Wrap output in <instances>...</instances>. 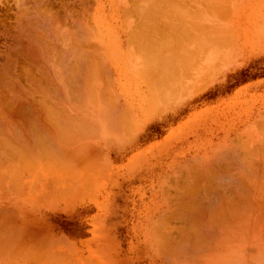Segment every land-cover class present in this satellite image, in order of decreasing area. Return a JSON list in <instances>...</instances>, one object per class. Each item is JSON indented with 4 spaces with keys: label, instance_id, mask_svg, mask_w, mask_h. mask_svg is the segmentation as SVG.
Wrapping results in <instances>:
<instances>
[{
    "label": "bare ground",
    "instance_id": "1",
    "mask_svg": "<svg viewBox=\"0 0 264 264\" xmlns=\"http://www.w3.org/2000/svg\"><path fill=\"white\" fill-rule=\"evenodd\" d=\"M44 1L16 0L14 7L5 6L7 9L4 10H1L4 6L0 7V264H85L88 259L80 258V252L65 238H56L53 231L47 233L40 229L37 215L46 211L54 199L67 200L68 196L82 194L83 187H92L85 178L88 173L86 176L81 173L78 180L79 165H85L88 159L78 144L79 136L84 135V139L86 133L80 135L81 130L77 134L75 131L79 128L80 106L84 107L79 104L89 103L99 121L104 103L113 102L111 94L107 97L105 93L107 82L104 78L108 70L106 67L103 70L105 57L98 43L102 35L100 30L90 31L87 27L90 18L98 25V7L87 0H77V8H69L61 1L54 11L57 4L54 6L52 1L49 5L54 8H51ZM154 4L159 5V2L152 6ZM51 37H56L59 48L64 51V58L59 57L63 65L59 66L61 70L54 68L51 55L45 56L48 58L44 60L43 52H39L41 39L44 45L46 39L51 42ZM47 45L44 48L51 52L55 45ZM136 51L139 52L138 48ZM56 53L53 56L57 59ZM147 58L156 59L153 55ZM181 77L188 79L186 75ZM101 81L105 82L104 86ZM180 82L183 83L181 79ZM182 88V91L186 90ZM259 117L260 114L248 117L247 122L237 126L232 133L224 134L225 137L218 138L216 143L209 142L206 153L191 159L193 164L183 165L175 181L179 190L176 194L170 192L175 196L167 200L172 204L168 206L160 199L163 204L153 206L151 217L154 214L157 217L153 224L162 226L170 219L177 223H170L174 225V235L164 233L161 228L150 230L149 240L154 250L177 258L180 255L195 258L199 252L204 258H210L214 254L210 251L213 247L223 251L242 246L248 248L246 253L252 257L264 247V116L257 120ZM89 129L83 131H90L88 136H93L95 131ZM93 159L97 165L96 157ZM57 171L61 180L56 182ZM224 227L231 228L226 231ZM213 229H217L218 234L215 235ZM212 233L216 236L212 242L217 244L210 248Z\"/></svg>",
    "mask_w": 264,
    "mask_h": 264
},
{
    "label": "rangeland",
    "instance_id": "2",
    "mask_svg": "<svg viewBox=\"0 0 264 264\" xmlns=\"http://www.w3.org/2000/svg\"><path fill=\"white\" fill-rule=\"evenodd\" d=\"M15 1L0 0V7L4 6L1 10L14 7ZM45 1L44 4L51 8L57 4L54 11L62 2L69 8H77L78 2ZM52 1L54 6H50ZM87 1L98 7L97 16L101 21L96 25L90 18L91 24L89 26L88 23L87 27L90 31L100 30V39L103 41L99 39L98 43L105 59L106 51L114 48L117 37L127 39L125 49L119 56L117 75L115 76L114 67L111 65L104 78L109 86L106 83L107 91L103 92L107 97L111 94L110 98L113 99L110 100H113L114 106L107 99L109 103L105 101L108 105L104 103L102 106L101 119L98 121V115L92 111L89 103L79 104L85 108L80 106L81 114L77 117L80 129L75 132L77 134L81 130L80 135L86 133L84 139V135L79 136L78 144H81L82 152L88 160L85 165H79L77 175H80V180L81 173H85V176L88 173L89 176L85 178H88L92 187H83V195L74 194L68 196L67 200L54 199L46 211L38 213L37 220L40 229L47 233L53 231L56 238H65L74 250L80 252V258H88L84 261L85 264L93 261L95 262L91 264H153L154 261L158 262L157 258L171 255L154 250L149 240L150 230L161 228L164 233H168L175 231L174 225L177 224L171 219L162 226L153 224L157 217H154L155 214L151 217L154 205H168L172 202L167 201L172 198L169 194L172 187L168 179L177 177L178 171H174L169 165L193 164L191 159L206 153L209 142L216 143L218 138L225 137L224 134L232 133L237 126L246 123L248 117L260 114L257 119L259 120L264 116V26L233 27L226 24L228 20L225 10L168 9L167 0L166 3L164 0ZM115 1L119 7L117 13L113 8ZM157 1L159 5L152 6ZM148 10L149 13L145 14ZM150 10L153 13L156 11L155 16ZM156 14L163 17L158 18ZM209 21L217 24H208ZM149 34L154 36L150 37ZM132 35L135 38L137 35L134 39L140 40L135 41ZM42 40L39 52H43V59L46 60L51 55L52 63L58 61L56 66L53 64L54 68L61 70L59 66H63L61 59L64 58V51L59 48V41L56 37H51V42H48L49 39L44 41L45 46V43H48V47L50 44L55 45L49 52L44 48ZM142 47L149 50L145 49L149 53L145 50L143 52ZM45 51L48 53H44ZM53 53H56L57 59ZM151 55L156 59L147 58ZM45 56L48 57L45 59ZM150 65H154V68ZM104 67L106 66L103 65V70ZM181 75L188 76L185 95L174 88ZM57 77L59 86L60 75ZM152 82L158 85L156 88L159 103L150 107L151 105L146 104L147 87L151 88ZM104 83L101 81V86ZM159 85L163 87L160 88ZM149 93L151 100V89ZM166 94L169 97H165ZM116 99L119 106L117 108ZM127 103L131 104L130 109ZM120 106L124 110L129 109L125 115L119 116L117 111ZM101 121L105 129L103 132L98 124ZM86 122L87 128L84 126ZM81 127L91 128L89 130L95 131L94 135L88 136L90 131L86 132L88 130ZM95 157L97 165H94ZM59 175L60 173L57 174L56 182L61 180ZM160 180L167 186L160 187L159 191ZM162 189L165 190L163 194ZM172 222L174 225H171Z\"/></svg>",
    "mask_w": 264,
    "mask_h": 264
},
{
    "label": "crops",
    "instance_id": "3",
    "mask_svg": "<svg viewBox=\"0 0 264 264\" xmlns=\"http://www.w3.org/2000/svg\"><path fill=\"white\" fill-rule=\"evenodd\" d=\"M177 1L176 0H167V7L169 6L168 9L225 10V11H227V14H226V20H228L226 22L227 25H231L233 27H242V26H249V25L264 26V0H183V1L177 0ZM164 2H166V0ZM102 8L105 9V7L103 5H102ZM113 8L115 9L114 11L117 13L119 7H118V5H116V1H115V6H113ZM208 24H217V23H213V22L209 21ZM239 31H240V29H239ZM124 34H125V31H124ZM82 41L83 40H81V42ZM116 41H117V43L115 44L114 48L111 50H107L106 51L107 54L105 55L106 56L105 65H106V70H108L106 72H109L111 65H113L115 76L117 75L119 56H120L121 52H123V50L125 49V46H126L125 44L127 42V39L125 40L124 38L117 37ZM182 76H184V75H182ZM180 79L183 81V83L180 82ZM180 79L176 80V81H178V83L175 82L174 88H177L176 85H178V88H177L178 92L182 95H185L186 94V90H185L186 89V79H185V77H181ZM116 80H117V78H116ZM154 86L157 87L158 85H155L152 82L151 88L148 89V87H147L148 99H147L146 104H147V106L151 105L150 107L155 106L159 103L157 101L158 100L157 99L158 98L157 88L155 89ZM159 86H161V85H159ZM162 87L163 86H161L160 88H162ZM181 88L185 91H182ZM150 89H151V100H150V93H149ZM167 96L169 97L168 94L165 95V97H167ZM117 103L118 102L116 99L115 108L119 107L117 105ZM127 104L130 105V107H129V109H130L131 104L130 103H127ZM129 109L124 110L120 106V109H119L120 112L118 111L119 116L123 115V112H124V114L127 113ZM116 111H117V109H116ZM117 119H118V117H117ZM103 125H104L103 122H102L101 126L99 125L102 128V132L105 131V129L103 128ZM169 166L173 167L174 171H178L177 172L178 174L180 173V171L183 167V165H169ZM177 177H173L171 179L170 178L168 179V180H171L173 182V183H171V181H170V183H169V185L172 187V189L169 190V192H171L173 194H174V191L176 194L177 191L179 190V187L176 186V184H175ZM160 183H161V180L158 182L159 191H160V187L167 186V184L164 183V181H163V183H161V184ZM173 187H175V188H173ZM164 191L165 190L162 189V194ZM171 193H169L170 196L174 197L175 195H173ZM229 228H231V227H226V228L224 227L225 230L227 229L226 231H228ZM213 230H214V234L215 233L218 234L217 229L216 230L213 229ZM211 236H213V233ZM214 237H216V236L212 237L211 242L212 241L215 242ZM214 242H212L213 244L210 243V248H212V245L214 246L215 244H217V243L214 244ZM216 247H213V248H216ZM213 248L210 251H213L214 254L211 255L210 258H206V257L204 258L202 256V253L200 254V252H199L195 256V258L198 261L194 257L193 258L189 257L190 258L189 259V258H185V256L182 257L183 255H180L182 258L179 256L177 258L175 255H174V257H172V255H171L170 257H167V258H165V257L164 258H157L158 262L154 261L153 264H178L179 262H180L179 264H264V247L260 248L261 250L259 249L257 252H255V254L252 257L247 255V253H246L247 252L246 250H248L247 247L245 248L242 246H235V247H231V248H226L223 251L218 250V249H213ZM192 259L194 261H192Z\"/></svg>",
    "mask_w": 264,
    "mask_h": 264
}]
</instances>
